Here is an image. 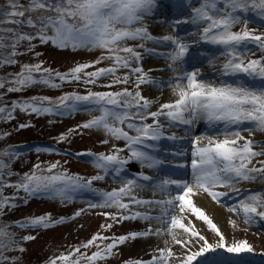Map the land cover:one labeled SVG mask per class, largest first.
<instances>
[{"label":"snow or ice","instance_id":"snow-or-ice-1","mask_svg":"<svg viewBox=\"0 0 264 264\" xmlns=\"http://www.w3.org/2000/svg\"><path fill=\"white\" fill-rule=\"evenodd\" d=\"M156 7V0H28V4L20 3V0H8L7 10L0 11V25L14 24L27 25L36 29L35 34H29L18 31L13 28L0 27V50L11 49L9 56H16L17 49L22 41L29 42L31 50V41L39 39L42 44L49 41L58 48L72 49L89 48L105 50L108 54L102 55L94 63L98 64L104 59L113 61L112 66L99 68L95 72L86 73L88 79L86 83H95L101 76H113V84L127 83L128 77H117L115 73L120 68L130 67V61L140 59V54L132 47L122 46L128 40L152 39L143 25L145 16L150 15ZM35 17L33 16V14ZM191 23L203 25L201 39L206 43L222 46L225 49L227 60L222 66L221 75L234 78L231 82L221 80L216 82H205L199 79V70L184 72L178 79L186 83H176L173 92L177 99L171 103H164L158 111L149 112L152 101L144 98L137 90L134 94L124 89L120 92H89L88 95H65L53 102L48 98H42L41 106L34 103L24 102L23 104H13V110L20 107L21 111L29 109L35 113L59 112L61 108H72L75 110L76 103L83 102L98 106L99 116L82 125L84 128L103 129L107 134L117 140L126 142V147L130 152L128 159H135L152 167L153 157L143 148L155 147V145L146 143L147 141H158L164 135L163 125L159 117L165 116L170 126L185 125L193 126L195 123L203 120L211 127L217 128L223 126V139L215 137H197L194 141L193 159L191 167L193 170V184L180 183L177 181H164L161 187L168 183L177 184V187L183 189V194L178 195L167 201H157L156 203L167 206L173 205V201H179L180 211H185V206L218 237V243H210L207 238L192 228L186 227L180 218L172 216L169 227L165 230L172 235L175 244L182 245L188 249L181 259L180 264H192L197 257L204 256L205 253L215 252L217 249H223L229 254L239 255L241 253H251V245L247 241H240L229 245L226 242L224 234L216 223L199 207L190 195L196 194L194 189L202 190L207 193L211 199L220 203V198L227 196L228 192L215 191L217 187H228L233 182L255 181L258 177L264 179V160L258 161L261 165L256 167L253 159L264 157V146H260V151L254 150V144L251 139H245L240 131L230 132L235 126L239 129L241 126L248 125L245 130L253 132L259 130L264 132V33L255 34L248 30V23L253 17L264 20V0H200L199 7L192 8ZM244 23L240 31L232 29ZM179 23V21H177ZM51 32V34H49ZM3 33H10L9 36ZM165 41H171L175 50L168 54V59L173 63L182 61L188 52V46L181 43L179 39L171 36L162 38ZM7 40V43H6ZM255 45L261 52L258 59H248L247 53L251 51L250 45ZM143 45H141L142 47ZM124 53L126 55H121ZM8 64L15 63L13 59H6ZM93 64H80L70 72L61 74L55 73L60 80H67L69 77L79 80L80 74L85 69L93 67ZM50 69L43 68L42 64H24L21 71L15 75L10 82L12 86L8 87L9 92L20 91L34 83L48 84L51 87L58 85L51 83ZM133 72L140 73L137 79V88L140 83L149 82L142 68H133ZM41 74L40 79H36L34 74ZM44 74H48L45 76ZM261 81L259 87L252 85L251 81ZM5 81H0V88H4ZM41 98H33V100ZM47 100L53 107H43V101ZM68 101H73L70 105ZM136 109L133 113L131 110ZM5 109L0 108V113ZM63 115V112H59ZM146 120L151 118L153 123H143L137 125L131 121L136 118ZM11 118V112L8 113ZM135 131L136 135H129L123 127ZM21 125L20 127H25ZM66 137H61L63 140ZM168 139H177L175 135L167 137ZM207 143H204V140ZM240 141H244L242 144ZM107 143V141H105ZM39 151V150H38ZM122 149H116L112 154L103 153L96 155L94 166L101 169L104 173L113 170L118 175L123 166L128 163V159H122L119 152ZM7 154V153H5ZM88 155H93L88 153ZM58 165L52 164L49 168L41 169L40 165L34 166L33 172L25 174L21 182L16 185H4L0 183V211L9 204V198L3 196L2 189L5 186H14L17 189H23L29 195L40 192H50L59 195L62 198H69L70 192L81 189H91L93 181L103 180L104 176L97 175L85 180L79 176H69L67 173L44 175L43 172L51 173ZM7 165L0 162V174ZM144 180L149 177L143 176ZM2 179V176H0ZM62 185V187H59ZM134 180H128L119 189H113L111 192H103L100 195L103 198L104 207H115L119 210L128 209L129 205L123 202L124 197L137 204H148L151 201L136 200L131 195L135 187H139ZM236 191H239L238 189ZM90 207H97L92 204ZM264 192H252L241 199L236 206L229 207V211L242 212L246 223H253L257 219L264 221ZM77 213L76 215H79ZM113 220L123 219H149L147 216H141L139 213L130 216L118 214H105ZM167 215V213H166ZM51 222L50 216H41L27 221V224L34 227H48ZM23 226V225H21ZM111 224L102 225L104 228H111ZM182 229L189 233L190 237L185 240L177 239L173 229ZM160 230H157L159 232ZM150 233H133L129 236L104 237L97 234L86 243L76 247L67 254L52 259L49 264H97L98 261H104L113 255V249L118 244L126 242L128 239H134L137 236ZM35 237L26 236L24 240H32ZM111 239L112 242L101 247L97 244L99 240ZM17 245L14 235L7 230V227H0V261L6 259L2 254L5 251L12 250ZM96 246L97 251L91 255L81 252V248L88 249ZM197 247V251H191V248ZM19 251H24L19 248ZM160 255L153 257L147 264H167L168 259L176 256L171 248L165 247L158 250ZM79 254V255H77ZM133 264H144L142 261H135Z\"/></svg>","mask_w":264,"mask_h":264},{"label":"rangeland","instance_id":"rangeland-1","mask_svg":"<svg viewBox=\"0 0 264 264\" xmlns=\"http://www.w3.org/2000/svg\"><path fill=\"white\" fill-rule=\"evenodd\" d=\"M20 3L27 5L28 0H20ZM174 3L181 4L179 9L175 10L173 8L175 6ZM199 3L200 0H156V7L150 15L145 16L143 25H135V27H146L152 39L128 40L122 44V46L134 48L140 54L139 60L133 59L130 61V67L120 68L115 73L117 77H128L127 83L113 84L114 77L110 75L101 76L96 79L95 83L85 82L88 79L86 73L112 66L113 61L110 59H104L98 64L94 63L102 55L108 54L105 50L72 49L71 47L61 49L53 45L51 41L42 44L39 39L31 41V50H29V42L22 41L17 49L18 54L16 56H9L11 49L0 50V81L9 82L6 83L4 88H0V108L5 109L4 113H0V162L4 163L7 161L6 159H9L10 162V164H6L7 168L0 175L2 176L0 182L10 181L13 185H16L21 182L25 174L33 172L34 166L37 164L40 165L41 169L45 170L52 164L58 165L51 173L44 171V175L67 173L69 176H79L85 180L97 175L104 176L103 180L93 181L90 190L81 189L70 192L69 198H62L50 192L29 195L23 189H17L14 186L3 187V196L12 197V201L9 202L11 206H5L0 211V227H7V230L14 235L17 245H14L12 250L3 252L2 255L6 259L0 261V264H49L52 259L61 254L69 253L76 247L91 240L97 234L109 238H118L120 236H129L133 233H147L144 229L147 225L152 227L165 225L164 230L169 227V223L165 221H170L180 206V202L176 200L171 206L161 204L162 209H167V215L160 214L156 216L155 220L151 221L152 223L148 222L149 219L141 218L113 220L105 215L130 216L139 213L141 216H146V211L156 205H160V203H156L155 196H161V199H163V197L174 198L183 194V189L172 183L161 187L162 182L173 181L177 177L176 174H172L175 171L169 168L171 166L169 164H172L170 157L166 153L169 148H166L162 142H159V145L155 148V154H151L153 160L157 162V167L161 168L157 170L159 180L155 178L144 180L142 175L146 174L145 169L147 166L138 160L128 159L130 152L126 147L125 141L115 139L103 129L82 127L83 124L93 117L100 115L98 106L90 104L77 105L75 110L63 108L59 110V112L64 113L61 115L55 109L51 113L39 114L32 112L30 109L21 111L20 107H16L13 110V104L18 101L16 104L29 102L41 106V100L45 97L51 101H58L60 97L65 95H88L89 92H120L127 89L133 94L138 90L144 98L152 101L148 111L153 112L158 111L162 104L171 103L177 99L174 92H169V90L176 83L181 82L178 78L186 71L199 70V79L206 82L219 83L221 80L231 82L234 78L221 75L222 66L228 58L225 49L222 46L203 41L201 39L203 25L191 23L192 8L199 7ZM7 7L8 0H0V11L7 10ZM35 15L37 14L34 13L33 16L35 17ZM0 27L27 31L30 34L36 30L26 24H4L0 25ZM243 27L244 23L241 21L232 30L240 31ZM247 27L248 30L253 31L257 35L262 34L264 33V20L253 17ZM3 35L7 37L10 33H3ZM165 36L173 38L177 36L178 38L176 39L188 46L187 55L182 61L173 63L168 59V54L175 50V46L171 41L163 40L162 38ZM195 43H199L198 48L192 47ZM141 45L143 46L141 47ZM249 47L251 51L247 53V58H260L261 52L259 49L254 44ZM193 53L196 54L194 58H203L204 62L202 65L198 62H193L190 66L184 63L186 57L191 56ZM121 55L126 54L121 53ZM6 59H13L15 63L8 64L4 62ZM24 64H42L43 68L52 70L51 83L58 85V87L34 83L20 91L9 92L7 89L12 86L10 82L21 71ZM80 64H93L94 66L85 69L80 74L81 78L79 80L69 77L67 80L62 81L55 75L57 72L61 74L68 73ZM157 65H159L160 69H157ZM137 67L143 69V73L146 74L149 80V82L140 83L139 88H137V79L141 74L132 71L133 68ZM204 72L205 76L202 75ZM34 75L36 79H40L41 74L37 73ZM44 75L47 76L48 74ZM251 84L259 87L261 81H251ZM144 91H148L145 96L143 95ZM33 98L41 99L33 100ZM69 104L71 105L72 103ZM43 107L53 106L47 100H44ZM131 111L134 113L136 109ZM9 112H11V118H8ZM159 120L162 125H167L165 116L159 117ZM131 122L140 125L143 123L151 124L153 120L148 118L142 121L137 117ZM199 123H195L191 127L184 126L183 128V131L186 132L185 137L187 140L186 144L180 147L179 150L187 156L185 160L186 167L184 165L185 170L188 166L191 167L194 140L197 137L224 138L222 125L219 126L218 131L217 128L209 126L203 120L199 121ZM21 125L26 126L20 127ZM117 126L123 127L125 131L129 132V135H136L135 131L128 129L126 124ZM199 127H201V131L198 129ZM247 127L249 126L244 125L237 129L233 126L229 131H240V134L245 139L253 141L254 150L260 151V146H264V132L259 130L249 132L245 130ZM62 136L66 138L61 140ZM204 141V143H207L206 139ZM163 142L165 143L166 141ZM243 142L240 141L241 144ZM19 143L30 147L14 155L11 162L10 156L12 157V155L9 151L5 152V149ZM116 149H122L123 151L119 152L120 157L128 159V163L124 165L125 169L123 168L118 175L111 169L106 174L94 166L96 155L101 153L109 155ZM88 153L93 155H88ZM260 160H264V157L254 158L253 164L256 167H260L261 165L258 163ZM176 172H179V170ZM190 175L193 174L190 173ZM128 180H134L137 185H140L135 187L131 193L136 200L151 201L152 203L137 204L132 202L129 197H124L123 202L129 205L126 210L100 206L103 204V198L100 193L119 189ZM59 187H62V185ZM237 189L240 194H233L232 192ZM214 190L228 192L227 196L220 198V203L218 204L229 211V207L238 205L239 201L245 198L247 194L264 192V179L258 177L255 181L233 182L228 187H217ZM237 197L238 199H236ZM92 204L97 205V207H90ZM186 209L187 212L192 213L187 206ZM77 213L80 214L76 215ZM41 216H50L51 222L48 227H34L27 224L30 219ZM209 218L220 228L212 217ZM109 224L112 225L111 228L102 227V225ZM199 225L200 228L197 232L205 236L210 243L214 245L218 243V237L203 221L200 220ZM225 228L227 234H224V236L229 245L247 241L253 251L236 255L229 254L223 249H217L215 252L205 253L206 256L197 257L200 259L196 262L194 260L192 264H208L209 262H212V264H264V221L257 219L253 223H246L242 212L239 210L235 213L229 211V218ZM26 236L35 238L24 240ZM149 237L151 236L148 234L137 236L134 239H128L126 242L118 244L113 249V255L110 258L98 261L97 264H133L135 261L143 262L141 260L142 255L137 251V243H143ZM111 242V239L103 242L96 241L97 244H101V247ZM19 248H23L24 251H19ZM197 250V247L191 248V251ZM95 251H97L95 245L88 249L81 248V252L86 255H91ZM188 253L190 254V252ZM183 258L185 256L181 259ZM181 259L169 258L167 264H180ZM57 264H60V262L58 261ZM81 264H86V262L82 260Z\"/></svg>","mask_w":264,"mask_h":264},{"label":"bare ground","instance_id":"bare-ground-1","mask_svg":"<svg viewBox=\"0 0 264 264\" xmlns=\"http://www.w3.org/2000/svg\"><path fill=\"white\" fill-rule=\"evenodd\" d=\"M180 5L181 4H176L173 8L175 10H177V9H179ZM174 38H175V36H174ZM176 38H178V37L176 36ZM192 47L198 48L199 43H195ZM197 58H198V60H197ZM149 59H151V58H149ZM193 62H195V63L198 62L199 64L202 65V63L204 61H203L202 57L201 58L195 57L192 60V56H187L184 63H187V65L190 66V64ZM157 69H160L159 65H157ZM204 74H205V72L202 75H204ZM179 83L184 84V83H186V81H181ZM171 91H173V88L169 90V92H171ZM147 93H148V91H144L143 95L145 96ZM197 123H199V122H197ZM200 123H199V125H200ZM166 124L167 125H163L164 135L162 136V138L160 140H158V141H147L146 142L148 144L155 145V147L143 148L141 146V150L147 151L148 154L150 156H152L151 154H153V153L155 154V148H157V146L159 145V142H162L163 144H164L163 141L170 142L169 145L171 147V151L168 152L169 154L167 156L170 157V162L172 161L175 163L176 160H181V159H184L186 157L184 154L174 152L176 150L174 147H182V146H184V144H186V140H187L185 137L186 132L182 130V127L184 128L185 125L177 124L176 126H170L168 121L166 122ZM172 135H175L177 137V139L173 140V139L167 138V137L172 136ZM164 146L169 147L167 145H164ZM156 163H154V165L152 167H147L145 169L146 174H144V176L149 177V179L155 178V179L159 180V177L157 176L158 175L157 170H160L161 168L157 167ZM168 184H171V183H168ZM187 184H189V185L193 184V177H191V179L187 182ZM180 191H182V190H180ZM215 191L221 192V190H215ZM194 192L196 194L190 195L188 198L193 200L194 204L197 207L201 208L209 217H212L218 223L223 234H227L225 232L226 231L225 226L227 225V222H228L229 211H227V209L224 208L222 205L213 201L211 199V197L208 196V194L203 192L202 190L194 189ZM232 193L235 195L240 194L239 191H235ZM238 197L236 199H238ZM154 199L156 201H167V200L172 199V198L171 197L170 198L169 197L168 198L163 197V199H161V196H159V197L155 196ZM173 203H174V201H173ZM152 209L146 211V216L149 217V220H148L149 223H152L151 221L155 220L156 216H158L160 214L166 215V213H167V209H165V210L162 209L161 204L154 206ZM175 216L180 218L181 221L185 224V226L192 228L193 231H198V229L200 228V225H199L200 220L195 215L190 213L189 211L187 212L186 206H185V211L183 213L180 211V206H179L178 210L175 213ZM164 227H165V225H161V226L157 225V227L156 226L152 227V226L147 225V227L144 228L147 233H150L148 235L151 236V237L147 238L143 243H137V251H139V253L142 255L141 260H143L144 264H147V262L152 261L153 257L159 256L160 253L158 250L163 249L165 247L171 248L173 253L176 254V256H174V258H180L181 259L182 257H184V254L186 252L188 253V250L186 248H183L182 245L174 243V241L172 239V235L169 234L167 231H165ZM157 230H160V231L157 232ZM173 232L176 234L177 239L183 240V239H188L190 237V234L185 233L182 229L176 228V229H173ZM204 256H206V254H204ZM198 259H200V258H197L195 260V262ZM208 264H212V262H209Z\"/></svg>","mask_w":264,"mask_h":264},{"label":"trees","instance_id":"trees-1","mask_svg":"<svg viewBox=\"0 0 264 264\" xmlns=\"http://www.w3.org/2000/svg\"><path fill=\"white\" fill-rule=\"evenodd\" d=\"M22 32H25V33H29L30 34V32H27V31H22ZM35 32H36V30L35 31H33V33L32 34H35ZM68 94V93H67ZM9 100H12V99H9ZM30 101V100H29ZM53 102H56V101H53ZM16 103H18V101L16 102ZM23 103V102H22ZM68 103H73V101H68ZM80 103H83V102H80ZM19 104H21V103H19ZM53 106V105H52ZM61 109H63V108H61ZM36 143V142H35ZM33 145V144H32ZM29 145H24V144H21V143H19V144H17V145H12V146H9V147H7L6 149H5V152H7V151H9V153L12 155V157L10 156V160H11V162L13 161V156L14 155H17L20 151H22L23 149H26V147H28ZM7 161L6 162H4L5 164H10V162H9V159H6ZM3 171H5L4 169H3ZM0 175H2V174H0ZM0 183H2V184H6V185H13V183H11L10 181L9 182H0ZM15 184V183H14ZM5 187H10V186H5ZM7 198H9V202H11L12 201V197H7Z\"/></svg>","mask_w":264,"mask_h":264}]
</instances>
